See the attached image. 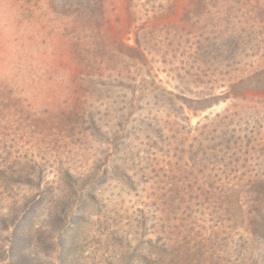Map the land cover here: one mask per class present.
<instances>
[{
    "label": "rangeland",
    "instance_id": "374dc122",
    "mask_svg": "<svg viewBox=\"0 0 264 264\" xmlns=\"http://www.w3.org/2000/svg\"><path fill=\"white\" fill-rule=\"evenodd\" d=\"M0 264H264V0H0Z\"/></svg>",
    "mask_w": 264,
    "mask_h": 264
}]
</instances>
